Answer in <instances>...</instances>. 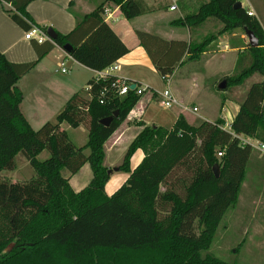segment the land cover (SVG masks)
Wrapping results in <instances>:
<instances>
[{
	"label": "trees",
	"instance_id": "1",
	"mask_svg": "<svg viewBox=\"0 0 264 264\" xmlns=\"http://www.w3.org/2000/svg\"><path fill=\"white\" fill-rule=\"evenodd\" d=\"M30 1L0 0V8L25 31L30 23L47 31L49 25L34 22L26 10ZM108 1L128 19L145 10L143 0H102L87 13H75L76 23L67 33L54 29L52 41H35V59L14 62L0 51V171L15 168L18 152L34 171L26 180L0 177V264H233L205 250L219 221L236 203L254 150L241 144L237 135L264 143V28L243 6L234 7L236 0H208L178 19L190 27L208 17L222 24L198 41L136 30L163 79L180 63L197 58L218 35L235 28L251 30L258 45H243L236 58L237 72L223 75L225 86L218 89L228 90L223 98L232 97L253 77L229 129L222 127L221 117L188 123L181 113L170 128L138 121L140 129L117 165L127 178L108 195L104 143L142 94L136 89L119 94L117 76L94 75L66 100L54 121L33 128L21 109L23 92L17 84L55 45L70 44L66 53L94 70L110 66L128 52L103 17ZM114 110L118 116L109 125L100 123ZM62 122L84 125L85 142L77 145ZM43 149L48 156L40 159L37 155ZM137 149L144 154L131 168ZM218 149L224 150L221 156L216 155ZM85 163L90 179L75 190L64 171L75 174ZM214 164L219 166L218 176Z\"/></svg>",
	"mask_w": 264,
	"mask_h": 264
},
{
	"label": "crops",
	"instance_id": "2",
	"mask_svg": "<svg viewBox=\"0 0 264 264\" xmlns=\"http://www.w3.org/2000/svg\"><path fill=\"white\" fill-rule=\"evenodd\" d=\"M70 1L71 7L68 8ZM101 1L102 0H31L26 6V10L34 22L49 25L59 32L67 33L76 23L75 13H87ZM143 1L145 4L144 12L130 19L124 17L119 9V6L111 1L106 2L103 7V11L106 10V12H111L112 14L111 18H104L105 21L112 27L115 33L129 49L128 52L110 65L109 72L118 78H124L132 83L145 84L148 86L147 90L141 93L142 96L130 110L126 118L119 124L116 130L104 143L105 154L106 151H108V147L115 149L114 151L116 153L120 150L123 151L127 144L139 131L140 126L137 125V122L141 120L145 123H155L170 128L176 120L177 115L180 113L185 117L188 123H193L198 118L214 121L217 117H221L225 122L229 118L232 120L238 110L239 101L236 102L234 96L223 98L222 95L218 112L216 115L214 114L211 117L208 116L207 110L202 107V104L204 102L210 104V101L214 100L210 89L213 88L214 85H205V81L207 82V74L205 71L213 68L217 70L218 66L221 67L224 65L223 62L219 65L218 63L221 61L226 62V59H228L229 62L232 60L236 62L237 55L239 51L243 49V44H245L242 40L243 38L239 39L237 36L239 31H232L229 34L223 33L218 35L215 39L216 43L213 47H209L208 49L202 51L197 58L188 59L180 63L179 65L192 60L201 61L202 68L200 69H204V71L202 72L199 69L195 71L191 66L177 78H175L174 75H171V77L169 76V82L166 87L170 88L172 93L177 98L178 103L173 104L170 107H164L160 104L159 93L165 87L161 89V87L158 86L157 81L151 77V73L157 72V70L152 64L146 50L140 44L136 35V30L139 29L152 32L166 39L198 40L202 37L198 31L199 25L190 27L186 24L178 22V19L183 18V16L187 13L197 11L203 2L208 0ZM238 1H240L241 6H243L246 10L254 11L255 16L260 21L261 16L259 14L262 13L264 0H246V7L242 4V0ZM170 5H175V8L170 9ZM213 19L215 18L208 17L204 22L209 25V22ZM215 20L217 23L214 22L215 25L213 28L215 27L217 30L222 24L217 19ZM261 25L264 28L262 23ZM242 30L245 32L244 29ZM24 33L25 30L23 25L12 20L10 16L0 8V51H2L9 60L14 62H24L36 58L35 40L25 38ZM206 34L208 33H205L204 35ZM229 53L231 55L230 57H227V54ZM52 59L57 60V63L55 64H58V66L61 61H66V72L70 75L66 78L67 81L64 82L63 85V89L66 92L60 103L61 107H63L66 100L74 92L85 86L87 80L96 75L99 70H94L82 65L69 56L66 51L62 49V47L55 45L49 52L39 59L32 68L35 74V77L31 79L32 85L35 95L39 99H44L45 93L49 90V85L46 82L47 77H49L47 63L52 61ZM108 67L104 69H107ZM215 70L213 71L215 72ZM55 71L62 72L59 67L55 68ZM27 73L22 75L18 80L17 84L20 88L21 86L19 85V82ZM147 73H150L149 76ZM216 73L225 74L223 70H218ZM83 74L85 75L84 77ZM216 83L218 84L217 80ZM216 87L218 88V85ZM246 88L244 91H246ZM60 92H63V90L61 89ZM153 92L156 93V96L154 97L152 96ZM200 93L202 94L203 101L199 100ZM58 94L59 93H57V95ZM193 106L197 107V110L194 111L192 109ZM160 107H162L164 111L166 110L165 114L161 113L162 110ZM22 111L24 112L23 109ZM24 114L30 122L28 115L25 112ZM42 122H44V120H42ZM112 136L114 137L111 140ZM109 140L111 142L107 147V142ZM143 154L144 153L141 149H137L133 153L130 159L131 168L135 165L134 164L132 166L131 164L133 159L135 163L138 164L142 159ZM73 175L74 174L70 176V179Z\"/></svg>",
	"mask_w": 264,
	"mask_h": 264
},
{
	"label": "rangeland",
	"instance_id": "3",
	"mask_svg": "<svg viewBox=\"0 0 264 264\" xmlns=\"http://www.w3.org/2000/svg\"><path fill=\"white\" fill-rule=\"evenodd\" d=\"M242 4L246 7V0H242ZM253 15H255L253 11ZM261 23L264 26V5L262 6ZM217 23L215 19L209 22V25L206 22L202 23L198 27L200 36H204L205 33L216 32V28L213 26ZM233 31H239L237 36L239 39H242L245 44L249 43L247 35L242 30V28H235ZM231 32H226L224 34H229ZM244 34L245 36H241ZM199 36V37H200ZM199 38L198 40L202 39ZM193 40V39H192ZM196 40V39H195ZM194 40V41H195ZM197 40V41H198ZM215 41V42H214ZM216 40H213L209 47L215 45ZM244 45V44H243ZM230 53L227 54V57H230ZM223 62V66H218ZM56 59L47 63V71L49 77H47L46 82L49 85V90L45 93L44 99H39L36 97L33 85L32 78L35 77L33 69H31L19 82L23 90V100L21 102V108L28 115L29 120L33 128H38L46 120L54 121L56 112H58L62 107L60 105L64 95L66 94L64 88V82L66 78L70 75L67 72L55 71V68H58ZM236 62L232 60L229 62L228 59L218 63V69L215 68L205 71L207 74L205 81L206 86H212L211 93L213 95V101L211 103L204 102L202 107L207 110L208 116L216 115L218 108L220 106L222 95H225L228 90H219L216 87L222 80L223 75L232 74L237 72L238 68L235 67ZM65 67H67V62L64 61ZM194 68L195 71L198 69L204 71L202 68L201 61L192 60L188 61L185 64L178 65L172 75L177 78L179 75L184 73L188 67ZM215 70V72L213 71ZM218 70H223L225 74L216 73ZM150 73H147L149 76ZM85 75L83 74V77ZM151 77L157 81V84L161 89L166 87L169 78L164 80L158 72L151 73ZM171 77V76H170ZM253 77V76H252ZM251 78H248L247 81L239 88L238 91L234 92L235 101L238 102L244 95V90L247 85L251 82ZM257 77V76H256ZM216 80L218 84L216 83ZM225 86V85H224ZM63 92H60V90ZM57 93H59L57 95ZM200 99L203 101L202 94L200 93ZM198 95V96H199ZM215 103V104H214ZM209 108H208V106ZM61 107V108H60ZM162 114H165L162 107ZM42 122V123H41ZM61 127L64 128L70 138L77 144L82 145L87 138V130L84 125H79L78 127H71L66 122L61 123ZM114 136H112L111 140ZM256 139V138H255ZM257 140V139H256ZM111 141L107 142V147ZM126 148V147H125ZM124 148V150H125ZM107 150V149H106ZM115 149L108 147L106 151L103 163L107 166V169H110L109 178L104 185V190L106 194H112L127 178L128 173L122 170L115 169L117 165L121 162L123 157L124 150L114 151ZM85 153H88V149H84ZM48 156V151L43 149L37 157L43 159ZM264 154L259 150L254 148L250 154L249 160L246 164V175L242 181L238 198L233 207H230L221 220L219 221L216 231L214 234V239L212 244L209 246L205 252H210L215 254L233 264H264ZM135 158V157H134ZM132 166L135 163L134 159L132 161ZM134 165V166H135ZM64 174L71 176L66 170ZM34 175V171L30 166L27 159L23 156L21 152H18L15 155V168L13 169H2L0 171V177L8 178L10 180H26ZM91 170L88 163H85L83 167L75 173L70 181V184L74 189H79L81 186H84L90 179Z\"/></svg>",
	"mask_w": 264,
	"mask_h": 264
},
{
	"label": "built area",
	"instance_id": "4",
	"mask_svg": "<svg viewBox=\"0 0 264 264\" xmlns=\"http://www.w3.org/2000/svg\"><path fill=\"white\" fill-rule=\"evenodd\" d=\"M169 8L174 9L175 5H170ZM104 11H105V14H104ZM104 11H103V17L105 19H107L109 17L111 18V15H112L111 12H106V10H104ZM247 13L253 15L252 10H247ZM241 36L243 37L245 35L242 34ZM24 37L27 39L35 40L37 42H42L46 39L52 41V38L49 37L47 31L45 29L41 28L40 26L34 24V23H30V28L25 31ZM59 68L62 72L67 71V67H65L64 61H61ZM109 69H110V66L107 69L99 70L97 72L96 76L97 77H105V76L111 74L109 72ZM115 84L117 85V92L119 94H123V93L127 92L129 89H132L131 88L132 82H130L129 80H126L124 78H118L116 80ZM147 88H148V86L145 84H138L137 85L135 83V87L133 89H136L137 93H143L145 90H147ZM159 94H160V104L164 107H170L171 105L178 103L177 98L172 93V91L170 90L169 87H165ZM192 109L195 111V110H197V107L193 106ZM231 121H232L231 118L227 119L222 124V127L229 129ZM237 136H238L241 144L247 143V144L251 145L253 148H256L257 150H259L261 153L264 154V143L256 140L255 138H253L251 136H248V135L239 134ZM223 152H224L223 149H218L216 151V155L221 156L223 154Z\"/></svg>",
	"mask_w": 264,
	"mask_h": 264
},
{
	"label": "water",
	"instance_id": "5",
	"mask_svg": "<svg viewBox=\"0 0 264 264\" xmlns=\"http://www.w3.org/2000/svg\"><path fill=\"white\" fill-rule=\"evenodd\" d=\"M239 6H241V3H240V1L236 0L235 3H234V7H239ZM245 32L247 34L249 44L251 46H257L258 45V38L256 37V35L251 30H248L246 28H245ZM47 33H48L49 37L52 38V39L56 37V32H55V30L51 26L48 27ZM62 49L64 51L68 52V51H70L71 46H70V44L66 43V44H64L62 46ZM224 85H225V80H222L218 84V86L220 88H223ZM134 87H135V83H132L131 84V88L133 89ZM116 116H118V110H114L111 115L106 116V117L100 119V123H102L103 125H109L110 122L112 121V119L114 117H116ZM115 169H117V167H115ZM213 171H214V174L216 176H218V174H219V166L217 164H214L213 165ZM107 172L110 173L111 170L108 169Z\"/></svg>",
	"mask_w": 264,
	"mask_h": 264
}]
</instances>
